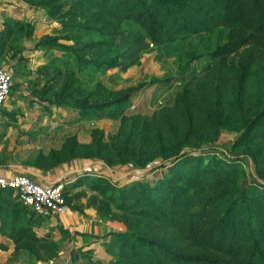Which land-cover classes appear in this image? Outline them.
Listing matches in <instances>:
<instances>
[{"label": "rangeland", "instance_id": "374dc122", "mask_svg": "<svg viewBox=\"0 0 264 264\" xmlns=\"http://www.w3.org/2000/svg\"><path fill=\"white\" fill-rule=\"evenodd\" d=\"M4 2L23 10L22 18L6 16L10 18L5 22L6 33H0V55L4 59L17 50V40L26 31H30L29 36L34 42L55 36L57 42L70 43L71 40L65 36L76 37L78 31L62 30L61 22L80 23L83 18L74 17V13L81 10L85 15L94 11L87 9L86 2L79 0ZM45 6H58V14L49 16ZM96 21L94 25L101 22ZM124 25L118 28L122 29ZM110 27L111 22L107 29ZM228 29V25H222L208 31L179 34L173 40L160 44L151 43L142 32L135 33L134 29L111 37L98 34L82 36L81 42L102 41L103 44L90 45L89 49L94 55L100 49L102 53L98 55L108 59L114 54L113 48L119 54L120 65L98 70L88 65L77 68L72 54L60 46L36 48L42 53L35 56V60L39 59L36 60L37 64L33 63L36 67L32 65L36 73V88L29 89L28 93L38 100L47 102L45 97H51L52 94L57 97L61 86L72 80L75 83L70 89L73 93L77 91L70 99L76 96L77 99L85 97L89 101H106L121 95L129 86L138 87L129 93L118 113L109 111L113 110V106L110 108L108 105L83 115L76 108L63 104H54L56 109L53 111L55 116H61L57 110L67 109L64 116L70 124L62 134L63 139L76 137L79 130L88 134L86 141L78 142L85 145L79 146L74 152L94 155L97 141L94 137H99L100 142L97 144L104 143L108 146L102 150L100 157H85L99 163L98 168L82 166L68 179L61 178L69 207L73 205L79 210L91 208L102 219L122 225L121 230H113L112 233L126 231L129 226L147 240L142 242L140 252L135 249L139 246L133 239L117 240L112 254L113 259L118 258L116 264L167 263L164 250L193 254L200 252L187 243L178 229L169 224L166 216L158 215L168 199L169 191L168 185L158 182L172 173L181 162L176 164L170 158L162 166L155 165L161 161L158 154L175 149L174 146L183 144L181 147L186 157L207 159L212 154L226 158L236 157L235 162L241 173L240 177L233 178L232 183L236 184V179L241 186L256 183L257 189L253 193L264 200V172L261 177L257 176L255 165L246 149H255L256 145V154L264 155V115L257 117L264 109V52L261 44L247 41L225 56L214 55L216 48L227 39ZM89 56L85 54V57ZM69 71H73V75L70 76ZM44 88L47 90L39 93L38 97L35 92ZM64 92L65 90L62 95ZM79 121L84 122L81 128L78 127ZM249 124L253 137L246 138L249 142L234 145L233 141L241 129ZM187 133L188 140L185 138ZM122 139L128 142L126 155L133 153L134 156L143 157V161H140L149 171H135L129 165L131 159L125 163L116 160L115 152H122ZM52 156L53 159L56 157L58 161L62 160V155L58 153ZM148 158L151 159L147 160ZM105 160L109 162L106 164ZM193 162L194 160L187 166L191 167ZM135 178H141L138 181L144 185H137ZM179 181L176 180L175 183ZM172 182L173 177L170 184ZM139 186V193L126 198L137 191ZM114 187L123 188V191H117ZM1 193V214L6 219L8 214H12L6 225V234L20 226L32 229L31 212L17 201L12 191ZM106 201L108 205L104 206ZM33 217L37 216L34 214ZM57 241L50 234L44 233L37 241L31 242L30 246L24 247L35 248L33 254L38 259L31 253L28 254L32 259L44 262L50 251L56 249Z\"/></svg>", "mask_w": 264, "mask_h": 264}, {"label": "trees", "instance_id": "16d2710c", "mask_svg": "<svg viewBox=\"0 0 264 264\" xmlns=\"http://www.w3.org/2000/svg\"><path fill=\"white\" fill-rule=\"evenodd\" d=\"M79 2H86L87 9L94 11L85 15L81 10L74 13V17L81 16L83 18L80 23L65 24L63 21L61 22L62 30L78 31V36L66 35L65 38L70 39V43L57 42L55 36L38 39L33 44L34 49L40 46L48 48L60 46L72 54L77 68L88 65L94 70H98L120 65L119 54L115 52L112 46L114 54L108 59L103 55H98L102 53L100 49L96 50V55H94L89 49L90 45L103 44L102 41L81 42L82 36L98 34L111 37L134 29L135 33L142 32L151 43L160 44L173 40L179 34L188 35L208 31L217 26L228 25V37L216 48L214 55L225 56L234 52L247 41L261 44L264 52V0H79ZM45 9L49 16L58 14V6H45ZM7 20L10 18L5 17L3 19L1 34L6 33L5 22ZM96 20L101 22L94 25ZM110 22L112 27L107 29ZM16 23L20 25L19 21ZM122 24H125L124 28H118ZM29 35L30 31L23 34V36ZM85 54L90 56L85 57ZM68 74L73 75V71H69ZM73 83H75L74 80L64 83L59 89L57 97L53 94L51 97H45L47 102L76 108L81 115L93 113L107 105L110 108L113 106V110L109 111L118 113L121 111V104L126 101L129 93L138 88L137 86H129L121 95L106 101H89L85 97L77 99L76 96L70 99L71 95L77 91L74 93L71 91L70 87L73 88ZM46 90L47 88H44L35 93L40 97L39 93ZM257 115V117L263 116L264 109ZM250 130L251 124L243 127L233 144L249 142L246 138L248 136L253 137ZM185 138L189 139L188 133ZM94 139L97 140L94 155L74 152L79 146L83 147L85 144L78 143L75 137H65L58 148L50 149L39 158L54 164V161L56 160L57 163L59 159L56 157L53 159L52 155L57 153L62 155L60 161L73 157H100L102 150L108 146L104 143L97 144L100 142L99 137H94ZM182 145L174 146L175 149H170L161 155L158 154L161 161L155 166L164 165L170 158H173L176 164L181 162L180 166L176 167L172 173L158 182L169 187L168 199L158 211V215L166 216L169 224L178 229L187 243L200 252L193 254L186 251L164 250L167 263L158 264H264V200L261 199L260 195L253 193L257 189V184L252 182V184L241 186L237 183V179L236 184L232 183L233 178L235 176L240 177L241 173V169L235 162L236 157L226 158L214 154L207 159L196 156L186 157ZM120 146L122 152H115L118 162L125 163L131 159L132 162L129 165L135 171L140 173L149 171L143 167V157L134 156L133 153L129 156L126 155L125 151L129 148L126 140L122 139ZM251 148L247 147L246 149L255 165V173L261 177L262 172H264V155L256 154L258 146L255 145V149ZM192 160L194 162L191 167H188V163ZM108 162L105 160L106 164ZM183 166L187 167L182 168ZM98 176L105 177L102 174H98ZM172 177L173 182L170 184ZM138 180L141 178L134 179L137 181V185H144L140 184ZM176 180H180L179 183H175ZM114 189L123 191V188L114 187ZM7 191L12 190L11 188H0V197L1 192ZM140 191L139 186L137 191L127 195L126 198ZM64 192L63 187L64 201L68 205ZM1 205L2 203H0V208ZM107 205L108 202L106 201L104 206ZM22 206L28 209L26 206ZM70 208L78 210V207L73 205H70ZM29 211L31 212V221L38 222L41 217H33L34 213ZM112 234L120 241L133 239L135 244L139 246L135 247L138 252L142 250V242H147L129 226H127L126 231L113 232ZM7 235L13 240L15 246L22 248L40 238L29 227L23 228L21 226L11 230ZM25 249L35 259H38L33 254L35 248L29 249L27 247ZM56 255L57 247L55 250H51L49 257L43 261H47ZM141 256L144 254L141 253ZM117 262L118 258H112L107 264H116Z\"/></svg>", "mask_w": 264, "mask_h": 264}, {"label": "crops", "instance_id": "0c3cea01", "mask_svg": "<svg viewBox=\"0 0 264 264\" xmlns=\"http://www.w3.org/2000/svg\"><path fill=\"white\" fill-rule=\"evenodd\" d=\"M22 15L21 8L0 0V29L6 16L22 18ZM33 44L34 39L23 36L17 40V50L11 52L9 57L6 55L4 59L0 55L1 63L12 74L10 93L0 107V174L21 172L34 179L50 182L68 179L82 166L98 168L99 163L83 157H73L55 164L39 158L50 149L60 146L62 134L70 123L64 116L67 109L57 110L61 116H55L54 104L38 100L28 93L29 89L36 88L33 66L39 60H35V56L41 53L33 48ZM82 122H78L79 128ZM75 138L78 142L86 141L88 134L79 130ZM0 203H3L2 198ZM11 215L8 214V219L0 215V264H107L117 241L112 231L122 229L120 223L102 219L91 208L77 210L67 205L61 213L30 222L37 236L47 233L58 240L57 255L39 262L30 257L27 249L15 246L6 234V225Z\"/></svg>", "mask_w": 264, "mask_h": 264}, {"label": "built area", "instance_id": "2783aa9c", "mask_svg": "<svg viewBox=\"0 0 264 264\" xmlns=\"http://www.w3.org/2000/svg\"><path fill=\"white\" fill-rule=\"evenodd\" d=\"M11 80L10 70L0 61V107L10 93ZM63 187L61 179L48 182L21 172L0 174V188H11L16 199L41 218L66 210Z\"/></svg>", "mask_w": 264, "mask_h": 264}]
</instances>
